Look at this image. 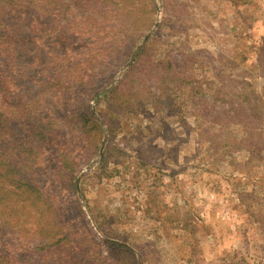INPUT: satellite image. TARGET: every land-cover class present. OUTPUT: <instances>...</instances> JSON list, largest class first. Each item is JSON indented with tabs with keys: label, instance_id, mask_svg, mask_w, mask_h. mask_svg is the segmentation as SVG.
Masks as SVG:
<instances>
[{
	"label": "rangeland",
	"instance_id": "rangeland-1",
	"mask_svg": "<svg viewBox=\"0 0 264 264\" xmlns=\"http://www.w3.org/2000/svg\"><path fill=\"white\" fill-rule=\"evenodd\" d=\"M60 1L57 47L73 25L86 38L114 28L111 46L78 44L111 47L101 59L119 67L90 101L102 132L90 130L72 219L86 241L32 243L24 261L264 264V0H87L90 18Z\"/></svg>",
	"mask_w": 264,
	"mask_h": 264
},
{
	"label": "trees",
	"instance_id": "trees-1",
	"mask_svg": "<svg viewBox=\"0 0 264 264\" xmlns=\"http://www.w3.org/2000/svg\"><path fill=\"white\" fill-rule=\"evenodd\" d=\"M59 2L0 0V264H32L24 261L32 243L34 249L59 243L71 251L86 241L72 219L80 214L73 204L79 201L83 151L97 135L89 136L90 130L102 132L90 101L119 64L101 59L111 47L93 40L78 44L96 39L111 46L114 28L96 25L95 35L86 38L87 30L76 24L70 36L77 39L57 47L66 36L53 24L70 9ZM73 5L83 18L98 10L87 0ZM45 29L46 42L31 45ZM24 78L33 83L23 85L25 91ZM124 246L116 245L119 253L131 251Z\"/></svg>",
	"mask_w": 264,
	"mask_h": 264
}]
</instances>
